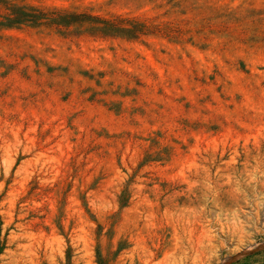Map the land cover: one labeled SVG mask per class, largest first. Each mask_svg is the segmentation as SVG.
Returning a JSON list of instances; mask_svg holds the SVG:
<instances>
[{
	"label": "rangeland",
	"instance_id": "1",
	"mask_svg": "<svg viewBox=\"0 0 264 264\" xmlns=\"http://www.w3.org/2000/svg\"><path fill=\"white\" fill-rule=\"evenodd\" d=\"M0 264H264V0H0Z\"/></svg>",
	"mask_w": 264,
	"mask_h": 264
}]
</instances>
